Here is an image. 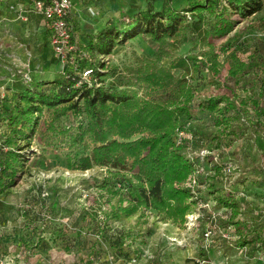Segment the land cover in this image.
<instances>
[{"label": "trees", "instance_id": "trees-1", "mask_svg": "<svg viewBox=\"0 0 264 264\" xmlns=\"http://www.w3.org/2000/svg\"><path fill=\"white\" fill-rule=\"evenodd\" d=\"M172 2L164 0L162 8L155 10L154 0H149L145 9L134 14L121 5L120 19L109 21L87 44L75 38L68 13L66 20L73 49L65 76L29 82L24 89L0 99L3 127L0 133V195L9 194L17 184L27 160L26 152L35 141L45 153L54 147L57 121L72 112L77 117L84 115L86 125L80 124L74 134L63 129L62 140L69 136L70 147L82 143L90 152L78 159L69 155L68 167L80 170L94 166L111 168L116 180L106 178L102 181L101 188L116 199L103 212L104 225L150 209L164 214L166 219L182 221L191 205L210 200L206 193H216L219 194L214 199L217 209L224 210L219 215L221 221L216 222L217 228L227 230L233 226L236 236L242 240L241 245L258 241L264 245V226L260 225L257 232L252 228V219L239 216L234 220L240 210L236 196L241 191L235 194L230 189L233 173L226 177L222 172L224 167L239 159L243 143L234 145L233 137L257 140L264 134V38L248 53L246 61L234 55L233 62L225 63L232 77L240 72L257 74L261 82L255 101L225 86L223 89L219 86L216 95L207 99L197 97L190 83L173 72L177 68L188 71L190 63L199 71L201 66L197 61L202 55L206 68L213 75L211 83L217 85L214 76L220 73L223 63L218 60L210 39L246 35L254 27L253 21L247 18L263 9L264 0H184L182 9L174 8ZM233 14H237L238 19L233 18ZM138 35L149 37L158 46L153 58H143V63L134 70L133 87L103 85L99 78L108 69L105 57L115 47ZM189 39L192 42L189 54L176 57L169 67L165 66L162 60L171 59ZM196 49L199 53L194 52ZM87 69L91 70L89 78L83 76ZM172 91L174 98L162 99ZM204 119L210 120L209 128L212 125L216 132L198 130L196 123ZM181 132L186 136L179 144ZM187 146L193 150L208 148L214 151L218 161L213 160L214 155L191 159L187 156ZM201 167L204 172L199 182L205 189L198 188L194 192L192 186H174ZM203 211L209 209L204 207ZM93 212L97 217L98 210L93 209ZM209 219L218 220L210 211ZM106 232H102V238L108 242V247H103L100 238L93 243L87 257L78 259V264H101L103 254L114 261L135 260L130 249L125 247L130 231L119 227L110 235ZM27 244L25 236L19 234L16 249H24ZM202 254L203 258H208L206 253Z\"/></svg>", "mask_w": 264, "mask_h": 264}, {"label": "rangeland", "instance_id": "rangeland-1", "mask_svg": "<svg viewBox=\"0 0 264 264\" xmlns=\"http://www.w3.org/2000/svg\"><path fill=\"white\" fill-rule=\"evenodd\" d=\"M148 2L71 0L72 33L81 43L87 44L109 21L117 22L120 19L121 5L128 13L134 14L145 9ZM163 2L154 0V9L160 10ZM172 4L174 8L182 9L184 0H173ZM233 18L238 19V15L233 14ZM247 19L253 21L254 27L246 35L210 39L216 48L218 60L223 63L220 73L214 76L217 85L211 83L213 75L206 68L202 55L197 61L201 66L199 71L192 68V63L188 71L183 68L173 70L177 77L190 83L197 91V97L207 99L210 95H216L219 86L222 89L225 86L226 89H237L240 95L255 101L256 89L261 82L257 74L252 71L240 72L232 77L225 66V63L235 60L234 55L246 61L248 53L264 38V5L259 13ZM242 24L243 21L238 27ZM46 29V20L33 6L32 0H0V99L24 89L29 82L62 79L65 76L68 61H61L55 54ZM157 46L149 37L138 35L115 47L105 57L108 69L104 70L106 74L100 76V81L110 87H133L134 70L143 63V58H153ZM191 47L189 39L171 59L164 58L162 63L169 67L172 59L186 56ZM199 51L194 50L195 53ZM69 53L65 54L66 60H69ZM139 95L143 96V92ZM174 95L172 91L162 99L170 100ZM1 117L0 113V133L3 129ZM86 122L84 115L77 117L69 112L57 121L58 135L49 152L41 151L37 141L27 150V160L21 168L17 184L9 194L0 195V264H78V259L87 257L93 243L100 238L103 247H108V242L102 238L103 231L110 235L119 227L130 231L125 247L130 249L131 257L135 260L114 261L103 254L101 264L112 261L113 264H264L263 243L258 241L241 245L242 240L236 236L233 226L225 230L228 238L223 237L224 229L219 228L212 242L205 241L202 233L207 224L213 221L209 219V211L214 218H218L215 223L221 221L219 215L224 212L217 209L218 204L214 199L219 194L216 193H206L210 200L204 203H209V211H203L200 204L191 205L182 221L174 222L150 209L104 225L103 212L116 199L101 185L106 178L116 181L111 175L112 169L99 166L88 170L69 168V155L78 159L89 153L90 148L82 143L70 147L69 136L62 140L63 129H69V134H74L80 124L85 126ZM208 122L209 119H204V122L196 123L198 130L216 132L212 125L209 128ZM233 141L234 145L243 143L239 159L231 164L233 184L230 189L235 194L241 191L236 196L241 215L238 214L234 220L239 216L252 219V228L258 232L260 225L264 226V134L257 140L233 137ZM201 169L185 181L175 182L174 186L187 187L193 175L202 182L201 173L204 171ZM201 189L205 188L201 186ZM93 209L98 210L97 217L93 216ZM19 234L24 235L28 242L25 250L16 249ZM203 252L207 259L203 258ZM198 260L202 262L197 263Z\"/></svg>", "mask_w": 264, "mask_h": 264}, {"label": "built area", "instance_id": "built-area-1", "mask_svg": "<svg viewBox=\"0 0 264 264\" xmlns=\"http://www.w3.org/2000/svg\"><path fill=\"white\" fill-rule=\"evenodd\" d=\"M32 1L33 6L38 11H40L44 19L46 20V26L49 33V43L52 45L55 54L60 58L61 61H67L65 54L67 52L72 51L73 49V44L71 43V32L66 20L68 13L71 10V0H49L48 2H44L42 0ZM90 74L91 70L87 69L84 71L83 76L89 78ZM185 136L186 135L184 132L179 133V144L183 141ZM186 151L187 156L191 159H193V157H199L201 159H204L207 155H214V151H211L205 147L193 150L190 146H187ZM213 160L217 162L218 157L214 155ZM232 170V166L227 165L222 169V172L224 173V175H226V177H228V175L232 174ZM187 184L188 186L193 187L194 192L195 190H198V188H201V186H203V184L201 185L198 181V177H196V175H193V178L191 177L188 180ZM200 205H202L203 208L209 207L208 202L202 203ZM217 230L218 228L216 226V223L214 221H211L209 225L206 226L204 231L205 241H207L208 243L212 242V237L214 233L217 232ZM226 232L227 231L223 230V237L228 238Z\"/></svg>", "mask_w": 264, "mask_h": 264}, {"label": "crops", "instance_id": "crops-1", "mask_svg": "<svg viewBox=\"0 0 264 264\" xmlns=\"http://www.w3.org/2000/svg\"><path fill=\"white\" fill-rule=\"evenodd\" d=\"M45 20V19H44ZM47 30V29H46ZM47 34H48V40H49V33H48V31H47Z\"/></svg>", "mask_w": 264, "mask_h": 264}]
</instances>
